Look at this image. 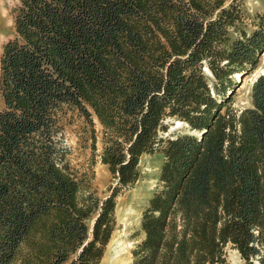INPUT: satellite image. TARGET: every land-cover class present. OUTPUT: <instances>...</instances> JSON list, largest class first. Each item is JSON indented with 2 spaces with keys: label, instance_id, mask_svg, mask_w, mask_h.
Listing matches in <instances>:
<instances>
[{
  "label": "trees",
  "instance_id": "1",
  "mask_svg": "<svg viewBox=\"0 0 264 264\" xmlns=\"http://www.w3.org/2000/svg\"><path fill=\"white\" fill-rule=\"evenodd\" d=\"M0 57V264H101L118 199L159 149L132 264H264V14L221 0H20ZM187 132L164 136L170 120ZM177 121V122H178ZM97 124L102 150L98 151ZM77 126L112 176L100 199L71 162Z\"/></svg>",
  "mask_w": 264,
  "mask_h": 264
},
{
  "label": "rangeland",
  "instance_id": "2",
  "mask_svg": "<svg viewBox=\"0 0 264 264\" xmlns=\"http://www.w3.org/2000/svg\"><path fill=\"white\" fill-rule=\"evenodd\" d=\"M20 0H0V57L3 45L14 35L13 9ZM225 7L232 3L239 4L245 15L243 23L238 24L240 29L245 28L249 32L254 29V21L259 15L264 14V0H221ZM261 74H264V53L260 59V65L255 73L248 75L240 81L233 99L234 107L244 109L251 105L250 88L253 81ZM1 103V97H0ZM178 120H170L169 131L164 136L179 132H187L188 125H176ZM179 123V121H178ZM180 124V123H179ZM98 131V151L102 150L101 127L97 124ZM67 139L71 148V162L76 169L89 180L90 187L96 195L102 199L109 195L112 186V176L108 166L101 163L100 158L92 163V150L90 143H85L80 139L79 128L77 126L67 128ZM165 162L162 150L156 151L152 155H144L140 161V179L135 187L123 194L117 203L116 217L117 230L107 247L106 254L101 264H132V250L144 239L142 234V217L149 202L154 196L160 182L161 169ZM224 264H247L242 259L238 251L232 246H228L225 251Z\"/></svg>",
  "mask_w": 264,
  "mask_h": 264
},
{
  "label": "water",
  "instance_id": "3",
  "mask_svg": "<svg viewBox=\"0 0 264 264\" xmlns=\"http://www.w3.org/2000/svg\"><path fill=\"white\" fill-rule=\"evenodd\" d=\"M262 75H264V74H262ZM242 80H243V76L240 78L241 82H242ZM176 125H180V124L177 122Z\"/></svg>",
  "mask_w": 264,
  "mask_h": 264
},
{
  "label": "bare ground",
  "instance_id": "4",
  "mask_svg": "<svg viewBox=\"0 0 264 264\" xmlns=\"http://www.w3.org/2000/svg\"><path fill=\"white\" fill-rule=\"evenodd\" d=\"M180 123V125H183L184 123L183 122H179ZM103 264H104V262H103Z\"/></svg>",
  "mask_w": 264,
  "mask_h": 264
}]
</instances>
